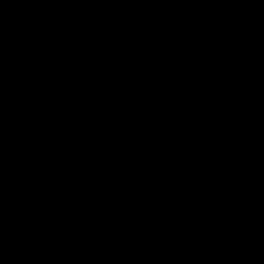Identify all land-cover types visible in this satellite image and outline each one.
I'll return each instance as SVG.
<instances>
[{"label":"water","instance_id":"1","mask_svg":"<svg viewBox=\"0 0 264 264\" xmlns=\"http://www.w3.org/2000/svg\"><path fill=\"white\" fill-rule=\"evenodd\" d=\"M0 264H264V0H0Z\"/></svg>","mask_w":264,"mask_h":264}]
</instances>
